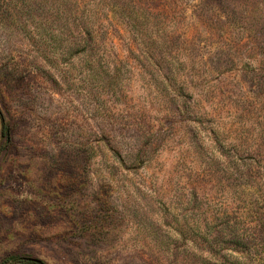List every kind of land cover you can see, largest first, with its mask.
Segmentation results:
<instances>
[{
  "label": "rangeland",
  "instance_id": "rangeland-1",
  "mask_svg": "<svg viewBox=\"0 0 264 264\" xmlns=\"http://www.w3.org/2000/svg\"><path fill=\"white\" fill-rule=\"evenodd\" d=\"M12 254L264 264V0H0Z\"/></svg>",
  "mask_w": 264,
  "mask_h": 264
},
{
  "label": "trees",
  "instance_id": "trees-1",
  "mask_svg": "<svg viewBox=\"0 0 264 264\" xmlns=\"http://www.w3.org/2000/svg\"><path fill=\"white\" fill-rule=\"evenodd\" d=\"M6 135H8V132H6ZM20 259V257H17L16 255H9V256H7L5 259H4V261H3V263L2 264H5V263H7V262H10V261H16V260H19ZM27 259V258H26Z\"/></svg>",
  "mask_w": 264,
  "mask_h": 264
},
{
  "label": "water",
  "instance_id": "water-1",
  "mask_svg": "<svg viewBox=\"0 0 264 264\" xmlns=\"http://www.w3.org/2000/svg\"><path fill=\"white\" fill-rule=\"evenodd\" d=\"M27 260L35 262V263H39V264L41 263L40 260L34 259V258H27Z\"/></svg>",
  "mask_w": 264,
  "mask_h": 264
}]
</instances>
